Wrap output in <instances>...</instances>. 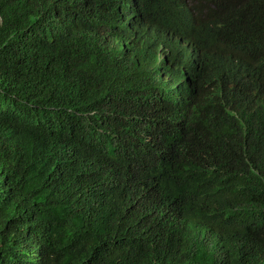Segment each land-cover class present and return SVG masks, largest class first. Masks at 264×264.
<instances>
[{
  "label": "trees",
  "instance_id": "16d2710c",
  "mask_svg": "<svg viewBox=\"0 0 264 264\" xmlns=\"http://www.w3.org/2000/svg\"><path fill=\"white\" fill-rule=\"evenodd\" d=\"M254 29L264 0H0V264H264ZM194 48L255 71L204 94Z\"/></svg>",
  "mask_w": 264,
  "mask_h": 264
},
{
  "label": "clouds",
  "instance_id": "9594fccd",
  "mask_svg": "<svg viewBox=\"0 0 264 264\" xmlns=\"http://www.w3.org/2000/svg\"><path fill=\"white\" fill-rule=\"evenodd\" d=\"M252 11L253 10L251 8V10L248 13ZM252 32L259 39V43H257L254 47V57L255 55H258L259 58L264 63V29L263 30L254 29L252 30ZM194 50L196 51L197 55L201 57V62L196 64L197 70H200L202 72L201 78L198 79L197 82H199V84L202 86L201 89L204 94L212 92L215 89V85L213 84V82L207 79V72H209L210 70H218L219 72H230V73L232 72L236 74L237 76H245L246 74H250L255 71L249 67L254 57L249 59L246 63L242 64L230 52L218 50L216 54L217 61L213 63L211 67L209 68L206 66L205 57L201 49L199 50V49L194 48ZM178 51L180 52L177 55V60L179 61L178 63L179 64L183 63V65L181 66H183L182 68H185L186 67L185 56L190 54L192 50L186 48L182 43H180L178 45ZM262 73H264V64L257 75L259 81L264 83V77H261ZM217 90L219 93L217 100H219L220 104L222 102H225V101L227 102L230 100V93L227 90H222L220 88L218 89V87H217ZM184 102L186 103L184 107L188 110L189 113L197 112V113H201L202 115L204 114L205 105L201 101L197 99L194 100L192 98H189V99L184 100Z\"/></svg>",
  "mask_w": 264,
  "mask_h": 264
}]
</instances>
